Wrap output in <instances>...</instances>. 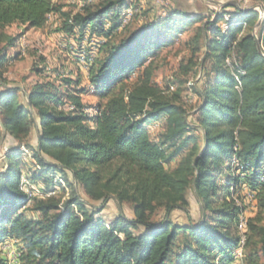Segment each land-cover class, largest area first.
Segmentation results:
<instances>
[{
    "label": "trees",
    "instance_id": "trees-1",
    "mask_svg": "<svg viewBox=\"0 0 264 264\" xmlns=\"http://www.w3.org/2000/svg\"><path fill=\"white\" fill-rule=\"evenodd\" d=\"M84 1L73 12L56 0H0V138L2 123L5 141H14L0 170V242H18L21 264H233L241 241L237 200L245 204L238 192L245 187L258 210L247 224L241 264H264V0L263 13L254 4L225 5L210 17L169 6L113 43L129 0ZM52 14L58 32L104 50L97 60L84 56L88 86L72 77L57 83L59 73L46 66L36 70L43 80L29 88L11 85L3 72L20 56L10 51L22 36L5 28L42 29ZM195 22L183 72L202 75L190 113L178 102L181 94L169 96L155 84L153 72L157 53ZM138 71L129 86L125 79ZM91 92L104 102L87 105L82 95ZM164 118L152 139L150 124ZM22 147L32 151L27 172ZM183 153L169 169L167 162ZM33 183L43 184V195L29 194ZM190 191L202 217L177 224L171 212L189 204ZM111 196L131 203L133 216L120 212L107 222L102 211ZM6 262L0 253V264Z\"/></svg>",
    "mask_w": 264,
    "mask_h": 264
},
{
    "label": "rangeland",
    "instance_id": "rangeland-1",
    "mask_svg": "<svg viewBox=\"0 0 264 264\" xmlns=\"http://www.w3.org/2000/svg\"><path fill=\"white\" fill-rule=\"evenodd\" d=\"M60 4L65 5L70 11L77 12L79 10L78 0H56ZM94 1V0H91ZM89 1V2H91ZM237 2L240 6L255 5V8L260 10L262 0H144L141 2L142 8L139 9L138 15L135 17V12H137V0H129V4L132 2L134 5V17L132 20H124L120 17L121 27L118 33L111 39V43L119 41L122 37L127 35L130 30L139 26L145 18V16H150L154 14L153 10H163L167 7H179L190 12L202 13L206 17L212 15V11H220L222 6L218 3L226 4L227 2ZM98 3L96 0L95 4ZM85 4V3H84ZM83 4V5H84ZM229 10H234L235 5L230 4ZM57 15H51L47 25L42 29H29L26 30L25 26L19 24H12L5 28V32L18 35L22 37L18 42L17 46L11 49L10 53H20V56L9 64L5 71L3 72V79L8 81L11 85L20 86L21 88H29L33 83L43 80L36 70L38 68H43L46 66V72L49 74L59 73V82L65 77L78 78L81 80V86L87 87L89 84V69L91 68V63L86 64L87 61L85 57L90 52V61L97 60L100 58L104 50L98 51L97 47L89 43H82L80 46L74 39L68 38L62 32H58L60 20L56 17ZM229 19L226 16V20L222 22V27L226 28V21ZM127 23L125 24V22ZM112 20L106 22V26L110 27ZM200 23H194L186 32L181 34L178 38L174 39L171 43L164 46L156 55L154 60V72L153 81L157 84L166 94L173 96V94H181L178 102L182 103L185 108L192 113L194 107L196 106L198 99L197 95L193 91V86H196L201 78V71L190 73L189 75L184 74L183 66H186L191 57V45L190 40L194 33V26H198ZM104 43V41H102ZM88 52V53H87ZM203 49L199 53V57L202 56ZM43 56L46 61L41 63L40 57ZM85 56V57H84ZM141 77L140 72H136L131 75L130 78L125 79L129 86H132L137 79ZM62 77V78H61ZM90 88L93 90L92 86ZM83 101L89 106H96L104 101L100 100L92 92L82 95ZM190 120V119H189ZM166 119L155 121L149 126V131L152 139L157 140L161 132L164 130ZM4 132V131H3ZM34 131L30 137V141L35 145L36 138L34 136ZM6 136V135H5ZM2 140L0 138V170L3 169L2 160L5 158V151L7 147L14 141L11 137L7 136ZM32 152V151H30ZM186 153L179 155L176 159L167 162V167L169 169H174L180 160L184 157ZM30 157V158H29ZM23 154V170L25 172L29 171V165L31 164L33 158L32 154L30 156ZM229 178V172H225L222 175V180L227 182ZM23 179H26L23 176ZM43 184L33 183V191H29L32 196L36 193L38 195H43ZM227 190V188L225 189ZM232 191H235V187H232ZM83 198H88L82 190L79 191ZM55 194V193H53ZM239 195L243 196L245 201V206L248 209V216L250 218L254 217L257 213L258 207L254 205L250 210V190L247 188L240 189ZM236 194V198H238ZM57 196H63V190L60 189ZM222 197V196H221ZM189 204L185 207L175 208L171 212L172 220L177 224L184 223H196L201 217V202L193 194L192 191L188 194ZM241 205L242 202L237 200ZM257 202V199H256ZM93 204L101 206V201H92ZM102 211L103 218L109 222L120 212L126 214L129 217L133 216L132 204L129 202H124L120 204L114 196H111L107 203L104 205ZM163 209H159L154 218L158 219L163 215ZM247 233V231L245 232ZM246 236V234H245ZM11 243H10V242ZM9 244V245H8ZM5 246L9 247V250L13 251V254L18 258V264H21V256L18 255L20 252L19 244L16 240L5 239L0 242V253L5 254ZM244 248H241V242L235 251V264H241V256ZM240 254V255H239ZM8 262V256H4ZM264 262V257H263Z\"/></svg>",
    "mask_w": 264,
    "mask_h": 264
},
{
    "label": "bare ground",
    "instance_id": "bare-ground-1",
    "mask_svg": "<svg viewBox=\"0 0 264 264\" xmlns=\"http://www.w3.org/2000/svg\"><path fill=\"white\" fill-rule=\"evenodd\" d=\"M136 7V6H135ZM134 5L132 4V2L129 4V6L125 9V11L121 14V18L124 20H132L134 17ZM261 9V8H260ZM136 14V12H135ZM122 25V24H121ZM23 150L25 151V155L26 156H30V151L28 149H26L25 147H22ZM30 158V157H29ZM38 169V168H37ZM56 176V175H55ZM55 181H61L60 177H55ZM261 181L264 182V174L261 177ZM33 196V195H32ZM240 204V203H239ZM241 205V204H240ZM242 206V211L240 213V218H239V230H240V235H241V248L245 247V241H246V236H245V232L247 230V225H246V220H245V216H248V209L243 205ZM10 242V241H9ZM11 243V242H10ZM9 245V244H8ZM12 251V250H11ZM22 252L20 251L18 253L19 256H21ZM240 255V254H239ZM18 257V256H17ZM20 259V258H19ZM21 263V262H20Z\"/></svg>",
    "mask_w": 264,
    "mask_h": 264
},
{
    "label": "built area",
    "instance_id": "built-area-1",
    "mask_svg": "<svg viewBox=\"0 0 264 264\" xmlns=\"http://www.w3.org/2000/svg\"><path fill=\"white\" fill-rule=\"evenodd\" d=\"M241 7L246 8L247 6L243 5ZM126 23L127 21L125 22V24ZM29 190L31 191V189ZM249 200H250V210H251L252 206L257 205L255 194L251 190H250ZM245 220H246V225L249 224L250 216H245ZM244 243H246V241ZM2 256H8V264H18V258L13 254V251L9 250L8 246H5V254H2ZM233 264H235V261Z\"/></svg>",
    "mask_w": 264,
    "mask_h": 264
},
{
    "label": "water",
    "instance_id": "water-1",
    "mask_svg": "<svg viewBox=\"0 0 264 264\" xmlns=\"http://www.w3.org/2000/svg\"><path fill=\"white\" fill-rule=\"evenodd\" d=\"M220 6H225V5H230V4H233V5H235V6H237L238 8H241V6L237 3V2H235V1H233V2H227L225 5L224 4H222V3H218ZM260 11L263 13V9H262V7H261V9H260ZM260 23H261V20L259 21V23H258V25H257V27L260 25ZM258 44H259V49H260V51L262 52V46H261V43L259 42V40H258ZM1 126H2V128H3V136H2V140L6 137L5 135H6V130H5V127H4V125L1 123Z\"/></svg>",
    "mask_w": 264,
    "mask_h": 264
},
{
    "label": "crops",
    "instance_id": "crops-1",
    "mask_svg": "<svg viewBox=\"0 0 264 264\" xmlns=\"http://www.w3.org/2000/svg\"><path fill=\"white\" fill-rule=\"evenodd\" d=\"M73 2H74V0H73ZM78 3H79V10H80L81 7L83 6V4L85 3V1L84 0H78ZM173 6H175V4ZM63 10L70 11L65 5L63 6ZM153 11H154V13H158L159 14V13L164 12V9L161 10V11H159V10L158 11L157 10H153ZM197 99H198V97H197ZM34 133H36L35 130H34ZM6 264H8V262H6Z\"/></svg>",
    "mask_w": 264,
    "mask_h": 264
}]
</instances>
